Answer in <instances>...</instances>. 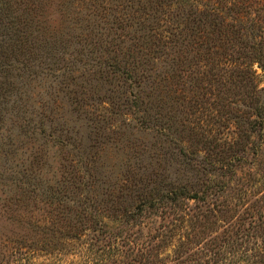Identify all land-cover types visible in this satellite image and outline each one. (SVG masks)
I'll return each instance as SVG.
<instances>
[{
  "label": "rangeland",
  "instance_id": "obj_1",
  "mask_svg": "<svg viewBox=\"0 0 264 264\" xmlns=\"http://www.w3.org/2000/svg\"><path fill=\"white\" fill-rule=\"evenodd\" d=\"M35 5L0 122V264H264V126L230 76L251 54L264 86V0Z\"/></svg>",
  "mask_w": 264,
  "mask_h": 264
},
{
  "label": "trees",
  "instance_id": "obj_2",
  "mask_svg": "<svg viewBox=\"0 0 264 264\" xmlns=\"http://www.w3.org/2000/svg\"><path fill=\"white\" fill-rule=\"evenodd\" d=\"M179 1L180 0H178V2ZM182 1L189 2L195 0ZM259 8L260 10L258 12L260 13H258L253 22H251L250 28L252 29L251 31L254 32V37H262L260 41L255 40L253 50L255 61L259 62V66L264 71V6ZM209 11L212 10L207 6L201 10V13L209 14ZM43 12L44 8H42L41 5L36 7L35 0H0V122H5L6 113L13 112L11 111L14 109V107H11L13 103L16 102L19 104V102H21V93L18 87V82L20 80L19 74H21V70H24V72L31 71L29 68V62L32 56H34L32 55L34 52L33 48H35V40L38 38L37 35L34 34V30H40L38 28V22L39 17L43 15ZM223 22H225V20H220V26L223 25ZM225 24L228 27L226 22ZM41 25L45 29V25ZM242 28L246 27L240 26L237 30H240L241 33ZM184 40L185 38L181 39V45L184 44ZM36 47L38 48L37 45ZM180 47L176 50V52H181ZM230 56L233 58L232 55ZM250 56L251 54L248 55L247 53L240 54V58H242L241 64H243V67L234 71V73L230 76H233L231 81H241L242 85L247 88L250 98L251 96L254 97L253 106L257 116L254 120V124L257 127H260L261 125L264 126V104L261 103L260 97V93H264V86L260 87L259 72L254 69L252 71L250 68L251 63L247 59L251 58ZM7 105H9L12 109H7ZM181 194H184V191H182ZM154 198L155 197H146L144 199L145 204L150 207L155 206ZM85 213H88L87 209H85ZM102 226L103 224H101L99 228L100 231L102 230ZM37 227L39 230H35V235L31 237L33 242L29 248L34 247L33 249L35 250H41L39 245L43 243V239L41 235H38V233L43 228L39 224ZM97 230L98 229L94 226L85 228L80 234H77V236L79 235L77 238L78 240L81 239L82 233L85 231H89L95 236L94 232ZM26 232H28V230L23 226L20 231L14 233L24 237L26 240ZM116 234L118 233H111L113 237H117Z\"/></svg>",
  "mask_w": 264,
  "mask_h": 264
}]
</instances>
